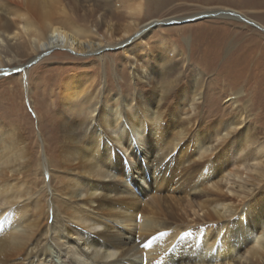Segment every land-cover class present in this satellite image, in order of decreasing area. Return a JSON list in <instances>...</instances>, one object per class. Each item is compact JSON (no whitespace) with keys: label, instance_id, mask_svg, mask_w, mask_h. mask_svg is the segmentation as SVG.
<instances>
[{"label":"bare ground","instance_id":"obj_1","mask_svg":"<svg viewBox=\"0 0 264 264\" xmlns=\"http://www.w3.org/2000/svg\"><path fill=\"white\" fill-rule=\"evenodd\" d=\"M106 2L109 7L102 9L91 35L105 28L106 38L121 40L136 32L124 50L133 57L125 59L133 84H120L125 93L133 85L131 99L120 90L112 94L106 83L95 93L76 81L53 94L54 104L61 101L56 117L46 103L38 104L49 120L43 125L53 133V161L41 162L37 141L31 146L15 124L0 123V264H45L49 247L62 255L64 264H260L264 196L234 206L227 194L204 206L189 203L193 196L206 197L207 185L209 193L221 188L235 193L231 187L240 185V169L255 171L258 181L264 178V142L251 120L250 100L236 85L230 89L227 84L216 95L202 63H192L185 53L181 60L178 51L169 56L150 55L149 50L137 56L149 35L141 36L139 24L115 32L111 8L116 5ZM100 3L0 0V68L58 44L79 51L101 49L102 40L82 41L89 37L84 29L70 32L51 23L66 15L64 8L85 23ZM126 10L131 17L140 16L141 2ZM222 15L253 23L234 10ZM252 27L264 34L259 24ZM241 75L229 80L247 83L250 76ZM223 95L218 115L214 106ZM185 190L191 199L181 201L178 195Z\"/></svg>","mask_w":264,"mask_h":264},{"label":"rangeland","instance_id":"obj_2","mask_svg":"<svg viewBox=\"0 0 264 264\" xmlns=\"http://www.w3.org/2000/svg\"><path fill=\"white\" fill-rule=\"evenodd\" d=\"M106 1L108 0L105 2L102 0L101 7L93 11L86 18L85 23L76 22L72 16L68 15L66 8H64L66 15H57L51 20V23L63 24L70 32L76 27L84 29L89 37L82 41L85 44L92 42L100 44L99 40H102L101 49L92 47L79 51L76 48L66 49L63 44H58L48 51L30 55L29 59L19 64L0 68V123L4 127L15 124L30 143L32 142L31 146L36 140L37 146L34 147L37 156L41 157V162L46 159L57 160V156L51 155L54 150L51 146L54 144L53 133L50 127L43 125L49 120L44 117L45 108H40L38 104L46 103L51 116L56 117L59 114L57 108L61 105V101L57 100L54 104L53 94L63 93L68 82L80 81L87 92L94 91L95 93L106 83L112 94L120 90L125 98L131 99L133 85L129 87L127 92L129 94L125 93L121 86L133 84L130 81L129 64L125 61L133 57L128 55L126 57L124 50L131 45L136 32L134 31V35L131 33L130 36H125L121 40L106 38L105 28L91 35V32L96 31L93 25L100 20L102 9L109 7ZM133 2L135 4L141 2L140 16L131 17L128 14L126 7L133 5ZM112 3L116 5L115 8H111L113 14L111 24L115 32L128 24H131L130 26L139 24L142 27L139 28L141 36L149 35L148 40L144 41L145 46L136 52L137 56L149 50H152L150 55L167 54L169 56H174L178 51L182 55L178 56L181 60L185 53L192 63H202L208 77V85L213 84L210 88L216 95L220 94L216 92L222 91L223 86L228 88L227 84H229L231 89L236 85L235 87L240 89V95L251 102V115L254 116L251 120L256 122L257 129L261 131L262 135L259 133L260 143L264 142V34L252 27L256 24L264 27V0H112ZM228 9L243 15L254 24L246 25L235 20L221 18L223 10ZM219 14H221L220 17ZM78 15L82 17V14ZM199 17L202 18L198 19ZM165 49L174 51L165 53ZM102 56L103 61L98 59ZM246 60H251V62H245ZM236 63L245 64L247 68ZM37 66L41 67L37 69ZM244 73L250 76L247 83L229 80L232 75L244 77L241 75ZM257 73L263 77L258 79L254 76ZM69 78L71 80H68ZM38 93L44 95L43 99ZM226 95L221 96L214 106L218 110V115L223 112L222 106ZM40 115L43 116L44 121ZM225 167L229 168L228 165ZM122 168L127 172L125 165ZM240 171L243 173L241 180H236L240 185L231 187L235 193H228L225 188L223 191L221 188L219 192L211 190L212 193H209L207 185V189L203 190H206L204 192H208V195L206 197L193 196L189 203L195 206L208 205L207 202L212 198L222 197L223 194H227L229 197L227 199L234 202L233 206L243 199L249 201L262 198L264 178L258 181V173L255 171L252 173L241 169ZM51 184L53 185V182ZM187 192L188 190H185V193L178 195L181 201H185V197L191 199L185 196ZM137 194L143 198L140 191ZM168 194L165 192L164 195ZM174 195L177 196V194ZM254 235L259 236L256 232ZM48 249H50L49 256L43 259L45 264L66 263L56 249L50 247ZM259 263L264 264V254L260 257Z\"/></svg>","mask_w":264,"mask_h":264}]
</instances>
